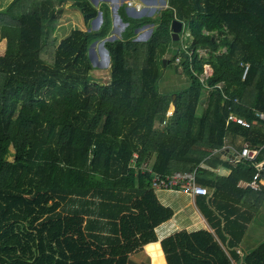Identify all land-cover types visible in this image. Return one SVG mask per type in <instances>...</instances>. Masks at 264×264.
<instances>
[{"label": "trees", "instance_id": "obj_1", "mask_svg": "<svg viewBox=\"0 0 264 264\" xmlns=\"http://www.w3.org/2000/svg\"><path fill=\"white\" fill-rule=\"evenodd\" d=\"M68 1L11 0L0 12V264H132L173 215L142 170L151 162L163 177L196 169L213 191L202 212L214 232L161 240L167 264H264V244L239 253L253 215L243 220L226 196L241 193L238 182L255 167L236 163L225 178L201 167L228 139L264 145L256 116L264 114V0H168L156 21L139 22L121 6L127 28L113 41L108 5L75 0L88 25L99 12L103 23L57 44ZM175 20L186 27V48L173 41ZM149 26L150 38L136 41ZM95 42L110 56L106 84L91 82ZM241 64L250 66L246 78ZM171 65L189 85L162 91ZM205 65L211 73L203 77ZM231 111L255 125L227 122ZM150 251L160 264L157 246Z\"/></svg>", "mask_w": 264, "mask_h": 264}, {"label": "crops", "instance_id": "obj_2", "mask_svg": "<svg viewBox=\"0 0 264 264\" xmlns=\"http://www.w3.org/2000/svg\"><path fill=\"white\" fill-rule=\"evenodd\" d=\"M125 1H126V4H123ZM103 2H105L104 4H107V5L109 2L113 4L112 21H114V23L119 21L121 24H123V21L119 16V10L122 4L126 6L127 16L133 19H141L146 16H147L146 18H150L154 16L155 14H158V11L162 8V6H166V9L168 8V0H124V1L118 0V2L117 0H103ZM164 2H166V4ZM117 3H119L120 6H119V9L115 11ZM129 3H132V6H129ZM138 5L143 6V9H144V11H142L143 13H136L135 9L137 8ZM153 11L155 13H152ZM114 26L112 22V27ZM126 28H127V25H126ZM145 28L139 30L136 33V35L137 36L139 35L143 39H145L148 34L147 31L144 32L143 35L139 34L143 32ZM1 41H4V40H1ZM104 54L106 55V53ZM210 73H211V70L210 72H208L207 75H209ZM172 106L174 107V105ZM243 145L244 143L239 138H232V139L226 140L225 146L222 149H229V154H233V155L235 154L236 158H234V161L227 158V156L224 157L225 158L224 160L217 158L215 155L217 152L222 150L220 149L218 151H213L211 156L207 157L201 163V167L204 168V170H206V173L208 175L212 174L213 176L218 177V178L227 177L231 172L230 166H233L234 164L239 163L237 162L238 153L241 150ZM212 156H215L218 162H215L212 159ZM152 165H153V162H151L149 166L152 167ZM201 179L203 181L202 183L207 182L205 177H201ZM202 183H199V184L207 188L211 192V196H212L213 194L212 189H209V187L206 184H202ZM240 190H243V189H240ZM246 191L248 192L244 194V192ZM156 195L164 206L171 208L173 215L169 221L161 224L156 229V236L158 239L157 242L151 243L145 246L143 251L137 254L135 253L130 256V261L132 264H155L153 263L154 256H152L151 251H150L151 246H154V245H156L158 249L157 255L155 257L161 260L160 264H167L165 255L164 253H162L159 242L178 232L186 231L189 233H194V232H198L201 230L214 232L212 226L207 221L206 215L204 214V212H202V209H204L205 206L210 205L209 200L211 199V196L209 198L202 197V196L194 197V196H191V195L179 192V191L174 192V191H166V190L156 191ZM226 196H228L229 198H232L231 200H233L232 204L234 206V210H239L236 212L240 214L241 217H243V220H247L249 216L253 215L251 222L248 226L246 235H244L239 245L238 251L241 255H243L244 253L242 251V244L244 240L249 238L251 232L257 225L256 222H259V221L264 222V191L251 192L249 190H243L241 193H235L234 195L226 194Z\"/></svg>", "mask_w": 264, "mask_h": 264}, {"label": "rangeland", "instance_id": "obj_3", "mask_svg": "<svg viewBox=\"0 0 264 264\" xmlns=\"http://www.w3.org/2000/svg\"><path fill=\"white\" fill-rule=\"evenodd\" d=\"M10 1L11 0H0V12H2V11L7 12L8 11L7 8H8ZM73 1H75V0H70L67 3H65L63 6L62 14L60 16H58V18H59L58 25H57L55 32H54V34L58 38L57 44H59L63 39H65L67 36H69L74 29H79V30L87 32L90 30V28L92 30H99V28L101 27L100 26L98 29H95L94 24H93L94 22H91L88 25L85 22L84 16L81 13V11H78L75 8H73V6H72ZM87 1H89V3L96 10H100L102 8V5L105 3V2H103V0H87ZM123 4H126V1ZM123 6H125V5H123ZM139 6H141V5H139ZM108 8L110 9V12H111L112 17H113V12H112L113 4L111 2L108 3ZM141 9H142V11H144L143 6H141ZM164 10H166V6H162V8L158 11V14H155L154 16H152L150 18H146L147 17L146 16V17H143L141 19H133V18H130V19L133 21H137V22L143 21V20L156 21L160 12L164 11ZM142 11L139 13H143ZM99 14H102V12H99ZM119 16L122 19L121 14H119ZM102 23H103V19H102ZM113 26L114 27H112L111 35L122 39L123 34L125 32V28H126L125 23L121 24L119 21L114 23V21H113ZM185 28H183L184 31L182 33H180V38H179L181 40V47H183V48H186V45H187L186 41H187V34L188 33H187ZM153 30H154V27L149 26V27H146L145 30L139 34L143 35L144 32L147 31L149 33L150 31H153ZM137 37H139V35L138 36L135 35V39H137ZM101 44H102V42H96L95 46H93V44H92L89 48L88 55H89V58L92 62V65L94 66V70L91 73V82L92 83H98V84L99 83L106 84L110 81V77H111L110 76V72H111L110 71V60H108V64L107 63L105 64V62H104L105 55H102L104 53H103ZM4 49H5V41L0 40V55H2L4 53L3 52ZM92 49L95 50V53L92 52ZM94 54H95L96 59L91 58V56L92 55L94 56ZM201 54H203V52H201ZM46 58L51 59L49 54L46 55ZM98 63H100V64H98ZM174 68H175V66H172V65L169 66V70L167 72V78L165 77L166 78L165 81H164V78L162 79V81H161V84H162L161 90L162 91L177 90V89H180V88H183V87H186L189 85L188 79L182 73V68H180L178 70V72H175ZM210 70H211V68L205 65L204 75H206V73L208 74V72H210ZM163 81H164V83H163ZM256 224L257 225L255 226V228L251 232L249 238L244 240V242L242 244V251L244 254H248V253L252 252L254 249H256L257 247H259L260 245L264 244V222L259 221V222H256Z\"/></svg>", "mask_w": 264, "mask_h": 264}, {"label": "built area", "instance_id": "obj_4", "mask_svg": "<svg viewBox=\"0 0 264 264\" xmlns=\"http://www.w3.org/2000/svg\"><path fill=\"white\" fill-rule=\"evenodd\" d=\"M129 6H132V3H129ZM136 13H139L142 11L141 6H137L135 9ZM180 58H177V61H179ZM241 66L244 67V71L242 74V78H246L248 71H249V64H244ZM205 69V67H204ZM208 76L203 75V77ZM234 101H237L234 99ZM174 111V107L171 106V108L167 111L166 119H169L172 117ZM256 116L260 118L261 120H264V114L263 113H257ZM227 122H233L241 127L244 128H251L255 125V122H250L247 119H244L243 117H240L236 115L235 113H229L227 117ZM166 121L163 122L162 126L166 125ZM264 147V145L261 148H251L249 143H244L241 150L238 153V160L237 162L246 163L253 165L256 169V173L252 177L251 180H240L237 184L238 188L243 190H250L254 192H262L264 191V159L259 160L260 157V151ZM137 156L134 155V158ZM143 172H148L152 175V188L155 191L160 190H166V191H174V192H182L191 196H202L209 198L211 196V192L201 186L197 182V170L194 169L192 171H177L174 172L166 177L161 176L158 173H155L149 165L145 164L142 167Z\"/></svg>", "mask_w": 264, "mask_h": 264}, {"label": "water", "instance_id": "obj_5", "mask_svg": "<svg viewBox=\"0 0 264 264\" xmlns=\"http://www.w3.org/2000/svg\"><path fill=\"white\" fill-rule=\"evenodd\" d=\"M117 2H118V0H117ZM122 3H123V2H122ZM164 3L166 4V2H164ZM119 6H120V4L117 3L116 8H115V11H117V10L119 9ZM152 13H155V12L153 11ZM102 19H103L102 14H99L98 17L93 21V22H94L93 24H94V28H95V29H98V28L101 26ZM183 28H184V25H183L182 22H180V21H178V20L173 21V23H172V27H171V29H172V37H173V41H178V40H179V38H180V33L182 32ZM152 32H153V31H150V32L147 34V37L145 38V40L148 39V38H150ZM115 39H117L116 36H112V37L109 38L110 41H113V40H115ZM135 40H136V41H138V40H139V41H142V40H144V39H143L141 36H139V37H137V39H135ZM104 43H105V42H102V44H101L102 50H103L104 53H106V55H107V57H108V60H110L109 53H108L107 49L104 47ZM95 44H96V42L93 43V46H95ZM92 52L95 53V50L92 49ZM91 58L96 59L95 54H94V56L92 55ZM164 63L166 64V60H164ZM98 64H100V63H98ZM175 97H176V95L174 94V99H175ZM173 104H174V103H173ZM215 156H216L217 158L222 159V160H224V159H225L224 157L227 156V158H229V159L232 160V161H234V158H236L235 154H234V155H233V154H229V149H222V150H220L219 152H217ZM220 156H222V157H220Z\"/></svg>", "mask_w": 264, "mask_h": 264}, {"label": "bare ground", "instance_id": "obj_6", "mask_svg": "<svg viewBox=\"0 0 264 264\" xmlns=\"http://www.w3.org/2000/svg\"><path fill=\"white\" fill-rule=\"evenodd\" d=\"M108 59V58H107ZM107 64H108V62H107ZM107 66V65H106Z\"/></svg>", "mask_w": 264, "mask_h": 264}]
</instances>
